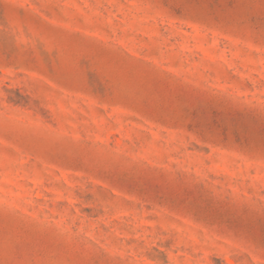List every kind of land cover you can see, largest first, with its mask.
Segmentation results:
<instances>
[{
	"label": "rangeland",
	"instance_id": "1",
	"mask_svg": "<svg viewBox=\"0 0 264 264\" xmlns=\"http://www.w3.org/2000/svg\"><path fill=\"white\" fill-rule=\"evenodd\" d=\"M0 264H264V0H0Z\"/></svg>",
	"mask_w": 264,
	"mask_h": 264
}]
</instances>
